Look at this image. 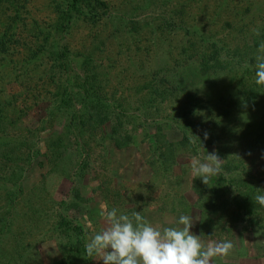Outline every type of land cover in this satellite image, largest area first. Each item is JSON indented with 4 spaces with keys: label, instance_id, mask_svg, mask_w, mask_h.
I'll return each instance as SVG.
<instances>
[{
    "label": "trees",
    "instance_id": "obj_1",
    "mask_svg": "<svg viewBox=\"0 0 264 264\" xmlns=\"http://www.w3.org/2000/svg\"><path fill=\"white\" fill-rule=\"evenodd\" d=\"M133 2L45 0L40 18L35 0H0V264H102L85 250L93 191L109 210L140 212L153 226L151 212L192 216L204 241L240 239L243 262L251 258L246 237L258 239L254 256L264 261V206L255 201L264 195V86L254 59L264 0ZM140 12L150 20H136ZM82 26L91 31L79 47ZM115 43L146 57L134 88L114 74ZM166 44L174 72L156 64ZM140 133H148L152 177L126 195L105 177L106 155L131 150ZM208 146L225 160L222 171L209 186L193 178L186 188L190 159ZM36 165L44 173L28 190ZM62 185L68 193L58 196Z\"/></svg>",
    "mask_w": 264,
    "mask_h": 264
},
{
    "label": "clouds",
    "instance_id": "obj_2",
    "mask_svg": "<svg viewBox=\"0 0 264 264\" xmlns=\"http://www.w3.org/2000/svg\"><path fill=\"white\" fill-rule=\"evenodd\" d=\"M254 59L255 83L264 86V42L260 43ZM204 139H208L207 132ZM224 162L218 152H207L203 161L192 157L191 175L209 186L210 179L222 171ZM255 201L264 206V195H256ZM100 208L104 227L89 238L85 250L87 256L102 264H212L213 258L227 257L234 248L231 241L211 237L204 241L202 236L192 233L194 220L189 215L179 217V227L162 228L150 224L140 212L129 216L118 214L115 208L109 210L105 204Z\"/></svg>",
    "mask_w": 264,
    "mask_h": 264
},
{
    "label": "rangeland",
    "instance_id": "obj_3",
    "mask_svg": "<svg viewBox=\"0 0 264 264\" xmlns=\"http://www.w3.org/2000/svg\"><path fill=\"white\" fill-rule=\"evenodd\" d=\"M112 3H117L118 6L122 5L124 0H110ZM134 1L133 4H139L140 0H132ZM35 8L37 16L40 18H44L47 16L48 12L46 9L45 0H35ZM130 7V6H129ZM128 8V7H127ZM127 10L126 8H122ZM157 10L156 8H154ZM154 12V11H153ZM150 13L145 14V12H140V14L137 15L136 20L140 22H145L146 17L148 16L150 20L151 18ZM90 29L84 28L82 26L81 29L78 30L76 33V38L74 39L73 44L77 46H81L78 44V42L86 35L88 36L90 34ZM174 46H177V42L175 41L173 43ZM82 47V46H81ZM168 45L166 44L164 47H162L156 58V64L157 65H164L168 63V68L171 72L174 67V61L171 60L169 57V53H167ZM104 51V48H103ZM121 52V49L119 48L118 44L115 43L110 50L109 53H114L116 56L113 57L114 59H118L116 69L114 71L115 76H118V78H122L123 82H126L127 86L132 85V88H134V84L131 83L133 76H137L142 74L140 65L144 63L146 60V57H144V54H140L137 56H132V53H123L121 52L120 56L117 58L118 53ZM107 54V53H106ZM104 52L103 54H100L98 57L102 58L104 62L108 63V59L105 58L106 55ZM178 54V51L174 50V55L176 56ZM179 56V54H178ZM180 59V56L178 57ZM174 59V58H173ZM176 59V58H175ZM178 59V60H179ZM138 61V62H136ZM166 62V63H165ZM125 79V80H124ZM139 78H137L138 80ZM131 83V84H130ZM209 84V83H208ZM165 134L169 137L172 141H179L181 139V135L179 131L171 126L166 125L164 126ZM154 132L153 128H150L149 133ZM148 133H140L136 137V141L134 144V147L131 150L128 151H116L113 148H109L108 154L106 155V160L108 162L107 164V172H105V177L109 179V182L111 180H114V185L123 190L126 195L136 193L138 189L145 185L146 182L149 181V179L152 177V172L149 166V162L151 161V154L149 149V137L147 136ZM208 153L215 152L214 148L212 146H208L207 148H204L203 153L201 154L200 159L201 161L204 160V158L207 156ZM257 168L260 169V166L263 165V161L260 160L257 163ZM97 175L101 169L97 168ZM44 173L43 169H40L38 165L34 166L32 170L27 173V189L32 190L35 188L39 182L42 179V174ZM101 173V172H100ZM217 177V176H215ZM215 177H212L213 179ZM193 176L191 175V172L186 176L185 178V187H189L190 184L193 181ZM100 180V179H99ZM95 176L88 177V184L90 185V189L94 190L97 189L98 185L100 184V181ZM107 182V181H105ZM116 182V183H115ZM58 183V182H57ZM108 183V182H107ZM58 186V184H57ZM101 186V185H100ZM106 187V186H105ZM60 190L57 191L58 196L66 195L68 193L69 187L66 185H62L59 187ZM93 193V194H92ZM91 193L92 199V205L89 211L87 212V220H84L86 231L88 234V239L95 234L99 233L102 228L104 227L103 223V217L101 216V204L104 203V199L102 196V193L100 191H93ZM154 205V204H153ZM150 217L154 218L155 222L159 224L162 228L163 227H179L178 220L181 215H166V214H160L156 212H151ZM193 229V227H192ZM192 232V231H191ZM246 248L248 249L247 253H249V257L247 258V261L243 262L244 260H241V257L239 254L243 253L242 248V242L238 238L236 239V242L234 241V248L230 251L229 255L225 257L226 261L234 262V263H243L247 264H264V261L259 259L257 260L254 255L257 254L258 249L261 248V242L258 239H252L251 237H246ZM245 249V247H244Z\"/></svg>",
    "mask_w": 264,
    "mask_h": 264
}]
</instances>
